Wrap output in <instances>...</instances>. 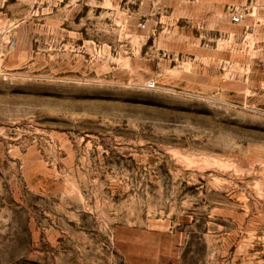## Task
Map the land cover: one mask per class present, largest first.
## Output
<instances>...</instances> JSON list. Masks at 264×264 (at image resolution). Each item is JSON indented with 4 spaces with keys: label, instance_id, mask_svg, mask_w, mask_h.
<instances>
[{
    "label": "rangeland",
    "instance_id": "rangeland-1",
    "mask_svg": "<svg viewBox=\"0 0 264 264\" xmlns=\"http://www.w3.org/2000/svg\"><path fill=\"white\" fill-rule=\"evenodd\" d=\"M154 243L264 264V0H0V264Z\"/></svg>",
    "mask_w": 264,
    "mask_h": 264
},
{
    "label": "crops",
    "instance_id": "crops-1",
    "mask_svg": "<svg viewBox=\"0 0 264 264\" xmlns=\"http://www.w3.org/2000/svg\"><path fill=\"white\" fill-rule=\"evenodd\" d=\"M162 236H163L162 233H151V234H147V238H148L149 240H150V239H153V240H159V239L162 238ZM161 245H162V244H155V243H154V244L151 246V245L148 244L146 250L142 249L141 247H138L136 250L134 249V250H132V251H157V252H156V256H155V258H156L155 264H162V262L157 261V258L160 257V256H162L161 253H160V251H172V250H168L167 248H164L163 245H162V246H161ZM139 256H140V255H138V258H136V259H133V258H132V260L135 261L134 263H136V264H142V263H143V261L141 260V258H140Z\"/></svg>",
    "mask_w": 264,
    "mask_h": 264
},
{
    "label": "built area",
    "instance_id": "built-area-1",
    "mask_svg": "<svg viewBox=\"0 0 264 264\" xmlns=\"http://www.w3.org/2000/svg\"><path fill=\"white\" fill-rule=\"evenodd\" d=\"M239 19H240L239 15H233V16H232V21H233V22H238Z\"/></svg>",
    "mask_w": 264,
    "mask_h": 264
}]
</instances>
